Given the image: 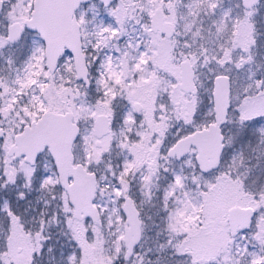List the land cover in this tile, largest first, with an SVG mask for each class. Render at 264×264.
Masks as SVG:
<instances>
[{
  "label": "snow or ice",
  "instance_id": "6c2138e0",
  "mask_svg": "<svg viewBox=\"0 0 264 264\" xmlns=\"http://www.w3.org/2000/svg\"><path fill=\"white\" fill-rule=\"evenodd\" d=\"M0 264H264V0H0Z\"/></svg>",
  "mask_w": 264,
  "mask_h": 264
}]
</instances>
